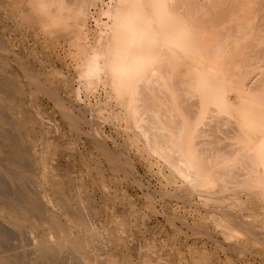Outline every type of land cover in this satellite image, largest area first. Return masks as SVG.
Here are the masks:
<instances>
[{"label":"rangeland","instance_id":"374dc122","mask_svg":"<svg viewBox=\"0 0 264 264\" xmlns=\"http://www.w3.org/2000/svg\"><path fill=\"white\" fill-rule=\"evenodd\" d=\"M18 4L20 11L10 19V1L0 2V68L6 65L0 76L14 80L23 95L16 99L1 96L0 102L8 108L7 120L21 126L11 127L12 135L24 142V153L32 161L34 191L51 204L42 224L35 226L27 219L20 226L25 230L19 232L8 223L9 209L0 195L4 213L0 252L23 255V261L29 262L34 247L45 240L54 243L59 237L52 225L55 216L70 235L90 241L84 264H264V210L255 206L257 195L230 191L212 202L206 194L193 192L149 150L141 132L126 119L117 94L103 83L105 77L84 78L77 50L68 38L48 37L40 18L22 2ZM110 5V0L89 4L87 25L92 40L102 31L100 12ZM103 21L108 20L103 17ZM263 63L260 67L264 69ZM211 124L201 127L198 146L207 149L203 140L214 141L216 134V141L223 137L219 142L223 147L216 144L217 148L230 149L228 138L235 124L216 127V131L211 127L215 123ZM209 148L212 152L216 147ZM0 169H7L3 160ZM55 181L71 202L66 212L51 191ZM11 214L17 216L13 208ZM81 219L92 234L86 233ZM73 259V253L64 249L58 262L74 264Z\"/></svg>","mask_w":264,"mask_h":264},{"label":"bare ground","instance_id":"6f19581e","mask_svg":"<svg viewBox=\"0 0 264 264\" xmlns=\"http://www.w3.org/2000/svg\"><path fill=\"white\" fill-rule=\"evenodd\" d=\"M9 1L10 19L22 2L40 18L47 36L68 38L77 50L82 76L105 77L103 83L117 94L126 119L141 132L149 150L193 192L206 194L214 202L221 200L218 195L242 190L256 194L254 205L264 210V69L260 67L264 62V0H110L108 9L99 14L102 31L93 40L87 25L92 0H0ZM1 76L0 97L23 95L14 80ZM6 110L0 102V160L7 165L0 169V195L9 209L8 223L20 232L27 219L35 226L42 224L51 203L33 189L32 161L24 153V142L12 135L21 126L9 122ZM206 120L215 123L211 126L215 131L235 124V131L228 136L230 149H218L223 147L219 143L223 137L216 141V134L214 141L203 140V144L207 149L218 144V150L209 152L198 146L201 127L209 125ZM5 183H11V189ZM55 183L50 185L53 189L49 187L66 212L71 202ZM11 208L17 216L11 214ZM52 218L60 234L54 243L40 242L33 248V259L26 263L23 255L0 252V264H59L64 249L73 253L74 264H84L90 241L70 235L55 216ZM80 221L86 227L84 220ZM88 232L92 234L86 227Z\"/></svg>","mask_w":264,"mask_h":264}]
</instances>
